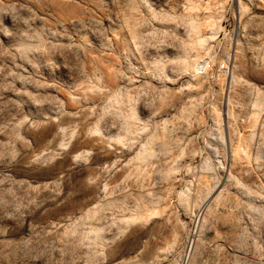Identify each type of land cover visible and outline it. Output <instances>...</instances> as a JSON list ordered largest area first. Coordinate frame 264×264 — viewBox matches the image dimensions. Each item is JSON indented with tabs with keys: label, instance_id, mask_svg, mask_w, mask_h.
Wrapping results in <instances>:
<instances>
[{
	"label": "rangeland",
	"instance_id": "rangeland-1",
	"mask_svg": "<svg viewBox=\"0 0 264 264\" xmlns=\"http://www.w3.org/2000/svg\"><path fill=\"white\" fill-rule=\"evenodd\" d=\"M0 264H264V0H0Z\"/></svg>",
	"mask_w": 264,
	"mask_h": 264
}]
</instances>
